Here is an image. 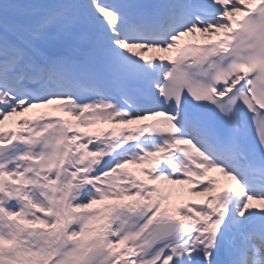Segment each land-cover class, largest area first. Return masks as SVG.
I'll list each match as a JSON object with an SVG mask.
<instances>
[{
  "label": "snow or ice",
  "instance_id": "obj_1",
  "mask_svg": "<svg viewBox=\"0 0 264 264\" xmlns=\"http://www.w3.org/2000/svg\"><path fill=\"white\" fill-rule=\"evenodd\" d=\"M0 264H264V0H0Z\"/></svg>",
  "mask_w": 264,
  "mask_h": 264
},
{
  "label": "bare ground",
  "instance_id": "obj_2",
  "mask_svg": "<svg viewBox=\"0 0 264 264\" xmlns=\"http://www.w3.org/2000/svg\"><path fill=\"white\" fill-rule=\"evenodd\" d=\"M113 125H101V127H112ZM222 180L227 181V178H223Z\"/></svg>",
  "mask_w": 264,
  "mask_h": 264
}]
</instances>
